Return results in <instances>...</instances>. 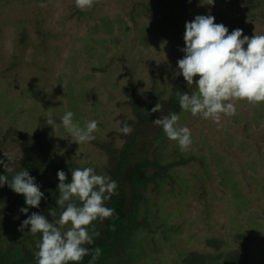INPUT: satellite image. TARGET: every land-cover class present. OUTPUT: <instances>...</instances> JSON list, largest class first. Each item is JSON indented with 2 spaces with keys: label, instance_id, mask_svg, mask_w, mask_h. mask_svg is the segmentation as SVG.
<instances>
[{
  "label": "rangeland",
  "instance_id": "rangeland-1",
  "mask_svg": "<svg viewBox=\"0 0 264 264\" xmlns=\"http://www.w3.org/2000/svg\"><path fill=\"white\" fill-rule=\"evenodd\" d=\"M209 9L230 32L264 35V0H216L214 7L200 0H95L84 11L75 0H0V158L12 153L18 165L24 133L41 137L38 155L52 152L58 162L75 160L104 175L111 156L101 144L120 149L129 136L119 131L133 118L129 94L158 98L168 90L165 102L179 81L186 83L173 75L184 55L185 21ZM236 107L220 124L179 114L193 142L181 155L190 160L178 168L195 185L182 192L171 183L152 187L155 218L165 216L170 224L154 231L159 242L151 240L142 264H175L182 252L213 250L239 260L244 249L264 264V104ZM66 111L81 126L97 120L96 139L79 145L65 138L60 120ZM154 128L140 136L151 158L158 150L152 139L161 132ZM163 144L169 157L181 152L175 141Z\"/></svg>",
  "mask_w": 264,
  "mask_h": 264
},
{
  "label": "clouds",
  "instance_id": "clouds-1",
  "mask_svg": "<svg viewBox=\"0 0 264 264\" xmlns=\"http://www.w3.org/2000/svg\"><path fill=\"white\" fill-rule=\"evenodd\" d=\"M191 3V0H188ZM95 0H75L78 10L93 7ZM216 0H200L201 5L214 7ZM46 6L43 2L41 7ZM183 33L184 54L176 62L174 76H182L188 88L195 85L191 92L177 93L182 112L193 117L212 120L220 124L222 116L234 117L237 114L236 102L264 104V35L248 36L243 29L229 28L216 23L211 14H197L185 21ZM246 46V47H245ZM162 104L157 103L152 113L161 112ZM75 113L66 111L61 117L62 123L72 141L80 144L95 140L94 133L99 122L88 120L83 126L74 119ZM49 125L54 124L51 114L46 118ZM176 113L163 115L153 120L170 141H175L181 152L192 145V131L179 123ZM123 135H130L132 128L123 123L119 128ZM7 163L0 158V166L6 172L15 157L5 153ZM58 196L55 199L61 210L57 216L54 210L48 215L40 211L41 201L46 200L36 178L28 170H22L9 177L0 173V188L7 187L24 197L25 206L19 211L26 215L19 230L27 229L33 236H39L36 242L34 259L36 264H82L84 258L92 255L89 264H95L102 254L100 247L91 249L99 232L94 230V222H103L112 217L115 209L107 206L117 195V181L108 175L98 174L93 167L76 168L71 171V179L63 170L57 171ZM5 206V205H4ZM51 217V221L49 219ZM90 227L93 231H89ZM66 229V230H65Z\"/></svg>",
  "mask_w": 264,
  "mask_h": 264
},
{
  "label": "trees",
  "instance_id": "trees-1",
  "mask_svg": "<svg viewBox=\"0 0 264 264\" xmlns=\"http://www.w3.org/2000/svg\"><path fill=\"white\" fill-rule=\"evenodd\" d=\"M243 2L245 0H242ZM247 3V2H246ZM50 46H46V50ZM168 91V90H167ZM160 94L158 98L154 93H149L146 97L140 94H129L128 107L134 112L133 118L129 122L132 132L125 138L124 145L119 149L112 150L111 146L101 144L111 156L110 165L105 169L104 175L110 176L117 181V195L107 201V206L115 209L112 217L104 220L102 223L94 222V230L99 232L93 245H88L91 249L100 247L102 254L95 264H108L118 262L120 264H142L144 259L150 253L149 246L151 240L158 241L159 231L154 232L157 227L166 228L170 222L167 217L159 215L155 218V210L152 206L154 198L150 192L161 190L162 187L170 185L177 188L178 191H184L183 188L193 189L194 177L185 174V171L178 168L184 166L190 160L188 157L182 159V152L178 156L169 157V151L163 143H166L167 137L164 133H159L152 143L158 148L157 156L149 157V142L140 139L142 134L147 136L148 129L156 126L153 120L163 115L172 113L182 114L179 107V98L177 93L191 92L186 83L179 81L168 94L164 102L166 92ZM156 98V99H155ZM162 104L161 112L152 113L151 109L157 104ZM19 138L23 144L24 156L18 165L9 162L8 167L12 172H6L3 166H0V173L11 177L17 172L28 170L36 178L38 184H41V190L45 193L46 200L41 201L40 209H30L28 215L34 211H40L48 215L49 209L54 210L59 215L61 211L55 199L58 196L57 171L63 170L71 179V171L76 168L89 167L86 164H79L75 160L67 162H58L52 152L49 155H38L34 147L39 146L36 138L24 133H19ZM6 139V136H4ZM50 140V139H49ZM7 163V159L2 157ZM99 174V171L96 170ZM103 175V174H102ZM174 192V191H173ZM5 205V206H4ZM25 206L24 197L10 190L7 185L0 188V264H36L34 252L36 251V242L39 236H33L27 229L19 230V225L26 215L19 209ZM50 222L51 217L49 216ZM164 224L161 227L160 224ZM66 230V229H65ZM158 230V229H157ZM89 231H93L90 227ZM159 242V241H158ZM201 252H182L180 261L175 264H258L254 261L252 254L248 250H243L241 259L231 253L229 256ZM92 255L84 258L82 264H89Z\"/></svg>",
  "mask_w": 264,
  "mask_h": 264
}]
</instances>
